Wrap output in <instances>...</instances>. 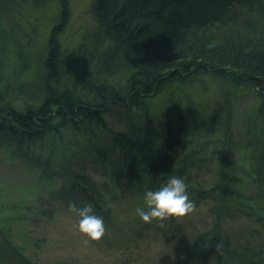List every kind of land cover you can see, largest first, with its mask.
I'll return each mask as SVG.
<instances>
[{"label": "trees", "instance_id": "1", "mask_svg": "<svg viewBox=\"0 0 264 264\" xmlns=\"http://www.w3.org/2000/svg\"><path fill=\"white\" fill-rule=\"evenodd\" d=\"M50 1L0 0V13L10 16ZM60 2L58 28L69 15L68 0ZM90 16L93 28L69 54L52 32L36 56L31 35L12 74L6 71L7 48L0 37V142L26 159L48 135L71 129L88 136L93 129L88 162L109 178L110 189L66 163L54 198L67 207L92 204L106 226L113 216L112 199L144 200L146 191L167 183L176 163L184 179L189 170L215 160V152L186 151L192 131L209 128V118L155 119L147 104L155 94L213 74L255 92L264 119V0H92ZM111 117L122 128L113 127ZM166 151L173 153L167 165ZM46 172L49 168L43 177ZM237 183L223 173L210 188L187 187L196 209L208 208L211 221L190 236L180 218L165 221L177 240V255L169 264H264V245L252 240L256 229L244 222L232 226L235 216L246 217L249 209L264 213V201H249ZM0 236L2 264H35L6 239L1 225ZM205 240L225 246L216 253L202 246Z\"/></svg>", "mask_w": 264, "mask_h": 264}, {"label": "rangeland", "instance_id": "2", "mask_svg": "<svg viewBox=\"0 0 264 264\" xmlns=\"http://www.w3.org/2000/svg\"><path fill=\"white\" fill-rule=\"evenodd\" d=\"M91 2L68 0L69 15L59 28L56 25L62 9L60 0H52L41 8L27 5L10 16L0 13V37L7 48V73L12 74L17 67L21 60L19 53L24 51L31 35L34 45L30 50L36 56L47 46L52 32L58 33L63 53L74 52L93 28ZM31 65L32 70L35 64ZM147 104L151 115L158 120L178 114L209 118V128L192 131L186 151L197 150L200 155L215 152V160L187 170L184 179L177 173L181 166L176 163L170 176L182 178L187 187L210 188L226 173L238 180L237 186L248 194L249 201H264V181H260L264 173V119L260 115L262 102L255 92L207 74L191 83H174L155 94ZM110 122L116 129L122 128L118 119L111 117ZM94 132L88 130L87 136L66 129L48 135L34 144L26 159L18 158L10 146L0 142V225L6 239L35 264H169L177 255L176 235H172L165 221L161 227L145 223L135 214L136 208H146L143 199H112L113 216L105 226V236L100 241H89L74 230L75 214L54 198L62 184L58 177L66 163L86 173L96 184L109 186V178L88 162V144ZM172 157L173 153L166 151L164 164ZM34 161L39 165H33ZM47 168V177H43ZM107 198L110 199L109 194ZM238 215L232 226L238 227L244 222L247 227L255 228L252 240L264 245L261 221L264 213L249 209L246 217ZM210 221L209 209L204 207L180 218L186 236L203 229V225H210ZM187 227H190L188 231ZM0 241H3L1 236Z\"/></svg>", "mask_w": 264, "mask_h": 264}, {"label": "clouds", "instance_id": "3", "mask_svg": "<svg viewBox=\"0 0 264 264\" xmlns=\"http://www.w3.org/2000/svg\"><path fill=\"white\" fill-rule=\"evenodd\" d=\"M146 208L138 207L135 214L145 223L163 222L170 218H183L196 211V203L189 198L185 181L177 176H169L167 183L156 190H148L144 194ZM70 212L77 217L73 225L75 231L85 236L89 241H100L106 234V227L101 216L94 214L92 204L78 207L75 202L68 205ZM204 248L214 247L216 253H221L224 242L219 240L214 245L211 240H205Z\"/></svg>", "mask_w": 264, "mask_h": 264}]
</instances>
